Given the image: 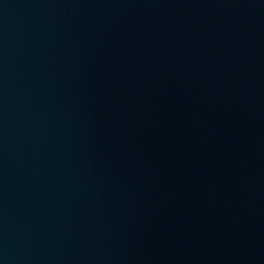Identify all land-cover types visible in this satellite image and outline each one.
Returning <instances> with one entry per match:
<instances>
[{"label": "water", "instance_id": "1", "mask_svg": "<svg viewBox=\"0 0 264 264\" xmlns=\"http://www.w3.org/2000/svg\"><path fill=\"white\" fill-rule=\"evenodd\" d=\"M0 264H85L1 174Z\"/></svg>", "mask_w": 264, "mask_h": 264}]
</instances>
